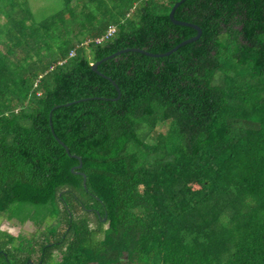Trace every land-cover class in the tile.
<instances>
[{
    "label": "trees",
    "instance_id": "16d2710c",
    "mask_svg": "<svg viewBox=\"0 0 264 264\" xmlns=\"http://www.w3.org/2000/svg\"><path fill=\"white\" fill-rule=\"evenodd\" d=\"M55 1L0 0V264H264V0H185L162 57L179 0Z\"/></svg>",
    "mask_w": 264,
    "mask_h": 264
},
{
    "label": "rangeland",
    "instance_id": "374dc122",
    "mask_svg": "<svg viewBox=\"0 0 264 264\" xmlns=\"http://www.w3.org/2000/svg\"><path fill=\"white\" fill-rule=\"evenodd\" d=\"M30 7L34 13V15L39 19L43 18L41 16H44V13H47L45 15H49L58 8H60V4L58 1L55 0H28ZM158 130L161 132L166 131V126H159ZM1 217V216H0ZM0 227L2 229H6L9 231H17V229H21L22 233L25 235H31L34 234L37 231V227L34 226L32 222L25 223L23 225H20L16 220H11V222L7 221V219H4L3 217L0 218ZM29 235V236H30Z\"/></svg>",
    "mask_w": 264,
    "mask_h": 264
},
{
    "label": "water",
    "instance_id": "95a60500",
    "mask_svg": "<svg viewBox=\"0 0 264 264\" xmlns=\"http://www.w3.org/2000/svg\"><path fill=\"white\" fill-rule=\"evenodd\" d=\"M184 1H185V0H179L178 2L175 3V5L173 6V8H172V10H171V12H170V19L172 20L173 23H175V24H177V25L190 26V27L194 28V29L197 31V34H196L194 37L189 38V39H186V40L180 42L178 45H176L174 48H172L171 50L167 51L166 53L153 54V53H150V52H148V51H145V50H143V49H139V48L126 49L125 51L132 50V51H136V52L144 53V54L149 55V56L162 57V56H166V55H169V54L173 53L174 51H176V50H177L178 48H180L181 46H184V45H186V44H188V43H191V42L196 41V40L201 36V34H202V29H201L198 25H196V24H192V23H189V22L180 21V20H177V19L174 18L175 10H176L177 7H178L180 4H182ZM122 51H124V50H122ZM122 51H119V52H117V53H115V54H112V55H110V56H108V57H106V58H104V59H102V60L96 62L95 64H93V65H92V69H93V71H95L96 73L100 74L101 76H103V77L109 79L112 83H114V81H113L111 78L105 76L104 74L100 73V71H98V66H99V64H101V62L105 61L106 59L112 58L113 56L119 54V53L122 52ZM114 84H115V83H114ZM115 85H116V84H115ZM117 89H118V87H117ZM116 99H117V98H115V99H113V100H116ZM81 100H86V99H81ZM81 100H77V101H74V102H71V103H67V104H65V105H70V104H72V103H76V102H79V101H81ZM51 129H52V131H53L52 124H51ZM53 133H54V131H53ZM58 142H59L62 146H64V148L66 149L67 153H69V150H68L67 146H66L61 140H59V139H58ZM71 156H72V155H71ZM74 157H76L79 161H81L80 157H78V156H74ZM81 167H82V164L80 163L78 166L74 167L72 170H74L75 168H81Z\"/></svg>",
    "mask_w": 264,
    "mask_h": 264
},
{
    "label": "built area",
    "instance_id": "2783aa9c",
    "mask_svg": "<svg viewBox=\"0 0 264 264\" xmlns=\"http://www.w3.org/2000/svg\"><path fill=\"white\" fill-rule=\"evenodd\" d=\"M114 32H115V27H112L110 30H108L107 34L104 37L98 38L96 40V42L99 43V42L103 41L105 38L111 36Z\"/></svg>",
    "mask_w": 264,
    "mask_h": 264
},
{
    "label": "flooded vegetation",
    "instance_id": "af4514ba",
    "mask_svg": "<svg viewBox=\"0 0 264 264\" xmlns=\"http://www.w3.org/2000/svg\"><path fill=\"white\" fill-rule=\"evenodd\" d=\"M0 218H2V217H0ZM7 221H9V222H11V220H7ZM28 222H30V221H28ZM28 222H26V223H28ZM11 232H17V233H21V234H23L22 233V230L21 229H17V231H11ZM23 235H25V234H23ZM30 235V234H29ZM28 234L26 235V236H29ZM32 235V234H31Z\"/></svg>",
    "mask_w": 264,
    "mask_h": 264
}]
</instances>
